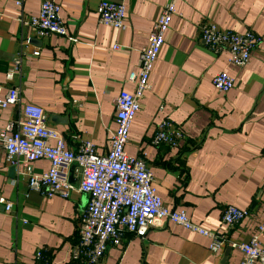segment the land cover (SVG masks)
Masks as SVG:
<instances>
[{"label": "crops", "instance_id": "0c3cea01", "mask_svg": "<svg viewBox=\"0 0 264 264\" xmlns=\"http://www.w3.org/2000/svg\"><path fill=\"white\" fill-rule=\"evenodd\" d=\"M43 1L0 0V96L10 87L20 92L17 104L0 110V127L20 118L24 104H36L68 148L77 150L90 140L106 154L116 127V99L121 90L134 89L128 75L137 69L140 50L170 0H110L126 6L124 30L100 22L102 0H54L77 41L58 34L40 37L19 22V16L38 14ZM207 22L237 32L251 29L263 43L246 66H237L228 51L216 54L206 45L201 27ZM219 71L235 79L228 92L212 83ZM150 85L132 122L128 153L145 154L169 209L185 210L196 224L228 232L236 242L248 241L264 220V0H176ZM165 118L186 134L178 147L152 143ZM33 167L45 172L50 162L43 158ZM70 172L75 186L77 165ZM1 198L11 202V210L0 202V264H36L40 249L50 264H79L71 254L88 194L75 188L69 197H46L30 190L0 146ZM228 205L249 210L231 228L222 221ZM261 240L264 247V233ZM209 244L208 237L168 221L151 227L146 238L126 233L101 264H240V250L226 246L213 252Z\"/></svg>", "mask_w": 264, "mask_h": 264}, {"label": "built area", "instance_id": "2783aa9c", "mask_svg": "<svg viewBox=\"0 0 264 264\" xmlns=\"http://www.w3.org/2000/svg\"><path fill=\"white\" fill-rule=\"evenodd\" d=\"M97 11L101 23L119 30L127 28V10L123 2L102 0ZM175 12L176 0H170L155 21L149 43L140 50L137 69L128 75L134 89L121 90L116 99V127L112 133L111 148L106 154H99L90 140H83L77 150L68 148L63 133L49 125L46 110L36 104H24L20 118L0 127V146L5 158L17 168V175L27 178L30 190L46 197L56 194L69 197L76 188L89 195L82 214L79 240L71 254L72 260L79 264H101L108 248L121 245L126 233L146 238L151 227L161 226L168 221L208 237L209 249L213 252L226 246L240 250V264L264 263L261 240L264 220L248 241L240 243L232 240L228 232L210 230L196 224L185 210H171L165 205L145 154L135 156L127 151L132 122L141 108V100L151 87L150 76L164 47ZM19 22L32 28L40 37L58 34L77 41L76 37L68 34L61 17V6L54 0H44L38 14L19 16ZM201 36L212 52L228 51L229 61L240 67L250 62L252 54L263 43V37L251 29L237 32L214 22L202 25ZM33 54L37 56L40 51L34 50ZM20 57L17 56L9 68V78L18 68ZM212 83L218 91L228 92L235 86V79L228 72L219 71ZM19 100L18 88H8L0 96V110L17 104ZM184 139L185 132L165 118L159 123L152 143L178 147ZM43 158L49 160V170L35 172L33 163ZM74 163L77 172L82 174L78 187L70 181V170ZM0 202L6 210H11L10 201L1 198ZM248 214V209L228 205L224 208L222 221L231 228ZM35 258L36 264H50L44 249L38 250Z\"/></svg>", "mask_w": 264, "mask_h": 264}, {"label": "water", "instance_id": "95a60500", "mask_svg": "<svg viewBox=\"0 0 264 264\" xmlns=\"http://www.w3.org/2000/svg\"><path fill=\"white\" fill-rule=\"evenodd\" d=\"M75 165H76L75 163L72 164L71 168H72L73 166H75ZM70 173H71V172H70ZM81 178H82V174H81V172H80L79 176L77 177V183H76V184L74 183L76 187L79 186ZM70 181H71V183H72V182H75V180L72 178V175H71V174H70ZM229 247H231V246H229Z\"/></svg>", "mask_w": 264, "mask_h": 264}]
</instances>
